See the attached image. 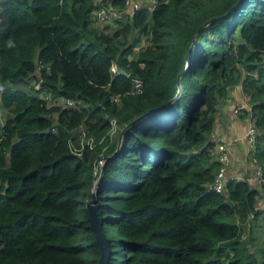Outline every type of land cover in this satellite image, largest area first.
<instances>
[{"label": "trees", "instance_id": "obj_1", "mask_svg": "<svg viewBox=\"0 0 264 264\" xmlns=\"http://www.w3.org/2000/svg\"><path fill=\"white\" fill-rule=\"evenodd\" d=\"M97 4L0 0V264H98L97 177L106 264H264L258 189L210 187L214 106L236 85L264 169V0H155L110 32Z\"/></svg>", "mask_w": 264, "mask_h": 264}, {"label": "crops", "instance_id": "obj_2", "mask_svg": "<svg viewBox=\"0 0 264 264\" xmlns=\"http://www.w3.org/2000/svg\"><path fill=\"white\" fill-rule=\"evenodd\" d=\"M229 91L227 99L219 105L220 112L215 113L211 137L226 143L229 163L225 170V179L248 178L253 176L254 170V165L250 161L249 146L244 140V135L250 124V114L248 107L239 114L232 112L233 108L239 104L247 105L239 85L232 87ZM231 138H235V142H229ZM252 186L259 191L256 206L264 209V186L260 188L255 183H252ZM261 240L262 238L259 239V242Z\"/></svg>", "mask_w": 264, "mask_h": 264}, {"label": "built area", "instance_id": "obj_3", "mask_svg": "<svg viewBox=\"0 0 264 264\" xmlns=\"http://www.w3.org/2000/svg\"><path fill=\"white\" fill-rule=\"evenodd\" d=\"M96 2H98V4L96 8L93 10L90 17L97 24L112 20L124 21L127 18H129L135 10L140 8H146L148 10H151L155 4V0H124L123 7L117 9L115 7L102 5L99 2V0H96ZM145 2L148 4H145ZM109 71L110 73H114L116 71L115 65H111ZM135 82H136L135 86L138 87L139 86L138 81L136 80ZM59 100L61 101V106L62 105L73 106L74 103L72 100H68V99L65 100L59 99ZM246 107L248 106H245L244 104H239L233 108L232 112L234 114H239L241 111L245 110L244 108ZM256 131L257 130L253 127L252 122L250 120L248 130L244 135L245 137L244 140L249 146V150L252 148L253 139H254V135L256 134ZM235 140H236L235 138H231L229 142H235ZM91 142L92 140L90 139L87 145H91ZM214 156L215 159L219 162V169L216 172V175L210 187L217 192H221L224 187V182L226 181L225 170L229 163L228 155L226 152V143L218 142L215 145ZM102 162H103V158L101 157L97 161V164L94 166V171H93L94 174L96 172L95 170L96 166L100 167ZM251 163L253 162L251 161ZM253 165H254L253 176L246 178V180H248L251 184L255 183V185H258V187H262L264 186V169L257 167L255 164Z\"/></svg>", "mask_w": 264, "mask_h": 264}, {"label": "water", "instance_id": "obj_4", "mask_svg": "<svg viewBox=\"0 0 264 264\" xmlns=\"http://www.w3.org/2000/svg\"><path fill=\"white\" fill-rule=\"evenodd\" d=\"M237 4L238 3H236L234 5V7ZM229 12L224 14V16L227 15ZM119 73L125 75L124 71H122V70H119ZM214 109H216L218 112H220V108L218 105H215ZM103 166H104V161L100 165L99 174L101 173ZM97 180H98V177H97L95 184L93 186V189L90 193L89 200L85 204V208L87 211V215H88V219H89V223H90V228L93 231L95 241H96L98 248H99L98 264H106L107 260L109 258V246H108V240L105 237L104 233L102 232L101 223H100V220H99L97 213H96L95 186H96Z\"/></svg>", "mask_w": 264, "mask_h": 264}, {"label": "rangeland", "instance_id": "obj_5", "mask_svg": "<svg viewBox=\"0 0 264 264\" xmlns=\"http://www.w3.org/2000/svg\"><path fill=\"white\" fill-rule=\"evenodd\" d=\"M145 4H148V3H146L145 2ZM96 25H98L97 27H100V28H103V27H105V29H104V31H108V32H110L112 29H115V28H117V23H113V20L112 21H108V22H106V23H96ZM140 44L141 45H144L145 44V41L142 39L141 40V42H140ZM37 72H35L34 73V76H35V78L34 79H32V77L29 79V80H27V85H32L34 88H37L38 87V82H37ZM23 86H25V85H22L21 87H23ZM24 88V87H23ZM230 92V91H229ZM42 99H44L45 100V102H46V104L47 105H61V101L57 98V97H54V96H51L49 93H45V94H43V93H41V92H38L37 93ZM243 95V94H242ZM243 97H245L246 99L244 100V101H246V105L247 106H249L248 105V101H247V97L245 96V95H243ZM4 115H5V112L3 111V110H1L0 109V122L2 121V119H3V117H4ZM51 118H52V116H51ZM2 123V122H1ZM114 130H115V127L114 126H112V128H111V132L110 133H113L114 132ZM96 173H98L99 172V167L98 166H96ZM99 174V173H98Z\"/></svg>", "mask_w": 264, "mask_h": 264}, {"label": "clouds", "instance_id": "obj_6", "mask_svg": "<svg viewBox=\"0 0 264 264\" xmlns=\"http://www.w3.org/2000/svg\"><path fill=\"white\" fill-rule=\"evenodd\" d=\"M137 80V79H136ZM102 164V163H101ZM100 168V167H99ZM244 178H246V177H244Z\"/></svg>", "mask_w": 264, "mask_h": 264}]
</instances>
